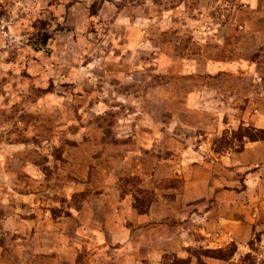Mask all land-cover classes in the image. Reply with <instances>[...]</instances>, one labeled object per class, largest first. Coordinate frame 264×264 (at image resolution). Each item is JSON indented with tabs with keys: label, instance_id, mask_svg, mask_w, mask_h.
Returning a JSON list of instances; mask_svg holds the SVG:
<instances>
[{
	"label": "rangeland",
	"instance_id": "374dc122",
	"mask_svg": "<svg viewBox=\"0 0 264 264\" xmlns=\"http://www.w3.org/2000/svg\"><path fill=\"white\" fill-rule=\"evenodd\" d=\"M244 128L264 0H0V264H264Z\"/></svg>",
	"mask_w": 264,
	"mask_h": 264
},
{
	"label": "trees",
	"instance_id": "16d2710c",
	"mask_svg": "<svg viewBox=\"0 0 264 264\" xmlns=\"http://www.w3.org/2000/svg\"><path fill=\"white\" fill-rule=\"evenodd\" d=\"M47 39L44 38L43 39V42H45V40ZM240 136L241 137H248L250 140H256V139H261V138H264V129H259L257 130L255 133H252L250 132L247 128H244L241 130V133H240ZM136 209H138V206L136 205ZM146 207H149V204H142L141 209L138 210L139 213H145L146 210L148 208ZM229 249L228 250H224V249H214V250H207V251H204L207 255H210L211 257H214V258H217V259H221V260H227V259H230L234 252H235V248L231 245L228 247ZM244 258L246 259V257H243V260ZM248 264H252V263H248Z\"/></svg>",
	"mask_w": 264,
	"mask_h": 264
},
{
	"label": "crops",
	"instance_id": "0c3cea01",
	"mask_svg": "<svg viewBox=\"0 0 264 264\" xmlns=\"http://www.w3.org/2000/svg\"><path fill=\"white\" fill-rule=\"evenodd\" d=\"M224 65L225 64H223V63H221V62H218L217 64H216V68H222V67H224ZM209 68H210V66H209ZM158 209V208H157ZM161 210H162V208H161ZM157 211V210H156ZM153 207H152V210L150 211V215L149 214H145V215H140V216H138L139 218H144V219H142V220H139V221H152V220H157L156 219V217H154V215H153ZM146 223H149V222H146ZM115 230V229H114Z\"/></svg>",
	"mask_w": 264,
	"mask_h": 264
}]
</instances>
